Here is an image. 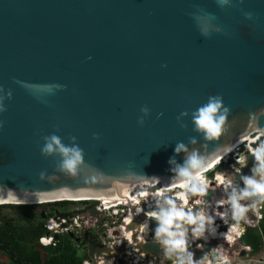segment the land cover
Here are the masks:
<instances>
[{
    "label": "water",
    "instance_id": "obj_1",
    "mask_svg": "<svg viewBox=\"0 0 264 264\" xmlns=\"http://www.w3.org/2000/svg\"><path fill=\"white\" fill-rule=\"evenodd\" d=\"M46 86L64 90L48 94ZM0 88L11 92L0 114V203L156 192L170 182L168 161L183 163L174 154L177 142L195 136L197 148L222 161L264 139L254 135L264 127V0H0ZM215 95L230 109L228 130L205 143L190 116L183 129L177 117ZM145 105L151 111L140 126ZM52 133L65 144L75 137L84 163L75 176L40 181L39 173L53 174L59 159L40 154L42 137ZM225 147L232 151L224 155ZM245 155L240 172H228L237 182L253 166ZM213 195L220 193L209 191L205 199ZM148 221L152 230L155 222ZM95 246L88 247L92 256ZM139 247L160 253L151 241Z\"/></svg>",
    "mask_w": 264,
    "mask_h": 264
},
{
    "label": "clouds",
    "instance_id": "obj_2",
    "mask_svg": "<svg viewBox=\"0 0 264 264\" xmlns=\"http://www.w3.org/2000/svg\"><path fill=\"white\" fill-rule=\"evenodd\" d=\"M228 3L230 0H223L224 5ZM245 15L250 16L251 14L246 13ZM54 87H59L61 91L64 90V86H46L45 91L52 94ZM5 100H11V92L0 88V114L7 110ZM150 111L146 105L141 106L140 115L137 118L138 125L144 124ZM229 112V107L224 105L220 95L209 96L205 103L190 114L187 111H182L177 117V123L183 129L185 124L182 121L190 116L192 131L199 135L203 142H213L227 132ZM259 115H264V109L259 111ZM257 118V112L249 116L253 123ZM3 126L4 121L0 120V128ZM254 135L258 139L264 137V127H256ZM92 139L97 140L98 134L93 133ZM42 140L41 156L45 158L58 157L59 159L54 166L53 174L41 171L38 179L51 182L58 178L57 173L75 176L84 163V152L76 143V138L69 137L68 143L65 144L58 135L52 133L42 137ZM196 145L195 136L189 137L187 144L177 142L174 154H182L183 163L178 164L175 159L168 161L171 173L170 182L161 186L159 191L141 190L137 194L140 197L150 198L148 200L150 210L144 213L146 220L136 226L142 234L136 236V241H140L142 245L147 243L148 219L154 221L155 227L152 229L151 242L159 246V264H165V262L168 264H224L225 253L222 246L204 252L200 259H194L193 244L202 251V244L197 241L207 242L218 236V225L214 223L217 219L227 226V231L220 233L219 236L230 237V233L238 236L243 231L242 222L244 224L250 222L248 213L264 207V139L256 143L255 148L249 146V150H244L245 154L253 157L250 174L241 175L237 182L233 176L228 175V172L233 169L225 173L219 172L215 177L216 188L211 186L205 174L214 167L217 169L223 156L207 154ZM230 151H232L231 147H225L224 155ZM244 151H241L240 154ZM245 154L237 159L240 167L238 172L234 171L235 173H239L240 169L245 166ZM167 185L178 190L170 191ZM215 190L220 193L219 198L213 196L205 199L209 191ZM6 191L15 193L8 189ZM133 199L135 200V197ZM189 201H194V204H190ZM195 205H199V207ZM141 212V207L135 208V215ZM132 219L133 216L130 213L128 222L131 223ZM126 236L127 239L117 240L113 246L119 245L122 241H126L129 246H132V230H126ZM212 243L216 244L213 241ZM142 258L143 256L139 257V259ZM149 264H152L151 260H149Z\"/></svg>",
    "mask_w": 264,
    "mask_h": 264
},
{
    "label": "built area",
    "instance_id": "obj_3",
    "mask_svg": "<svg viewBox=\"0 0 264 264\" xmlns=\"http://www.w3.org/2000/svg\"><path fill=\"white\" fill-rule=\"evenodd\" d=\"M245 153L246 151L242 152L239 157L243 156ZM231 168L235 172L239 171L237 167H231ZM214 179L215 178H213V180ZM209 182L211 183V181ZM213 184L214 183H211V186H213ZM215 187L216 184L213 188ZM213 196L218 198V196L216 195ZM149 199L150 198L148 197H135V200L133 198L113 200L114 202L109 203V206H102V203L100 202L101 200L99 201V199L67 201L69 203L71 202V203L80 204L82 207L78 208V210L71 208L67 212V214L62 215V217H57L58 215H52L49 218L46 217L42 223V226L45 229L46 233L38 238V244L43 246L56 247L58 240L48 235L49 233H52V235L57 234L60 236L67 235V237H69L68 232L73 231L77 234L79 238L82 239L77 244L72 241L73 245L77 249L88 251L89 244L90 242H92L93 245H96L95 247L105 248L106 247L105 244H108L109 246H111V248L114 247L116 250L122 249L124 251L125 255L123 257L122 255L115 254L113 251L108 253V255H104L103 253H101L98 255L97 259H95L94 264H111V262L112 264H120L121 262L123 264H145L146 254L145 255L141 254L140 247L138 246L139 244H141V242L136 241V238H133V233L135 230L129 228V226L135 222L141 224L146 220L144 213L150 210L148 208ZM189 203L194 204V201H189ZM102 207H106V208H102ZM136 207L142 208V212L138 215H135ZM90 208L95 209V211L97 212V216L84 217L82 213L88 211ZM130 213L132 214L133 216L132 220L134 221V222L132 221L131 223L128 222ZM110 220H112L111 225L109 224ZM222 223L223 222L221 221V224ZM148 225L150 227L149 221H148ZM126 230H132L131 239L133 241V245L129 246L126 241H122L119 245L113 246L115 241L121 239H127ZM114 231H116V234H114ZM93 232H95L96 234L102 232L101 234L103 239L101 240L98 235L97 236L99 238L95 239L93 237ZM137 232L138 235H142L139 231ZM85 234L87 235L88 238L87 240L84 239ZM149 235H151L150 231H149ZM149 241H151V239H149ZM159 255L155 257H159ZM141 256H143V258L139 259V257ZM88 257L90 256H86V258ZM94 258H96V256ZM122 260H125V262ZM81 264H91V263L89 261H84Z\"/></svg>",
    "mask_w": 264,
    "mask_h": 264
},
{
    "label": "trees",
    "instance_id": "obj_4",
    "mask_svg": "<svg viewBox=\"0 0 264 264\" xmlns=\"http://www.w3.org/2000/svg\"><path fill=\"white\" fill-rule=\"evenodd\" d=\"M239 150L243 151L244 146ZM51 205L54 207H48L46 211L42 208V206ZM68 205L71 206L67 201L45 206L0 205V215L2 214L1 209L5 207L21 209V217L15 220L0 219V251L5 253L11 264H81L84 257L78 253L67 235L59 237L56 247L42 248L38 244V238L46 233L42 226L41 212L49 218L54 214L55 207L59 209L66 207V210H69ZM260 243V236L249 232L239 247L251 255L263 250Z\"/></svg>",
    "mask_w": 264,
    "mask_h": 264
},
{
    "label": "rangeland",
    "instance_id": "obj_5",
    "mask_svg": "<svg viewBox=\"0 0 264 264\" xmlns=\"http://www.w3.org/2000/svg\"><path fill=\"white\" fill-rule=\"evenodd\" d=\"M238 154H239L238 155V158H239L240 152ZM234 156L232 155L230 157L224 158L222 161H220L217 169H215L216 167H214L210 172L205 174L206 178L209 181H211V183H214L212 187H214L215 184H217L216 179L213 180V178L216 177L217 172H222V171L226 172V171L232 169L231 167H235L232 164L233 161H236V158ZM229 160H231L230 163H228ZM211 173H213V174L211 175ZM56 203H59V202H56ZM50 204H54V203H48V204L44 203V204H41V205L45 206V205H50ZM69 204H72V205L71 206L68 205L67 208H72V209L78 210V208L82 207L80 204H77V203H71L70 202ZM52 206L53 205L45 206V207L42 206V208L45 209V211H46V209H48V207H52ZM73 207H75V208H73ZM196 207H199V205L196 206ZM262 208H263V215H264V207H262ZM63 209L66 210L65 207ZM1 211H2V214L0 215V219L3 218V220H9V219L15 220V219L21 217V209L17 208V207H5V208H2ZM250 216L252 218L251 219L249 218L250 222L246 223V224H252V225H250V228H254V224H255V222L257 220V217L259 216V209H257L254 212L250 213ZM219 222H220V224L217 223L218 227H220V229H222L221 230L222 232H226L227 231V226L226 227L224 226V228H223L221 226L223 224V223L221 224V220H219ZM148 228H149V231H150L151 235H149V233L147 234V237H146L147 242H149V239H151V237H152V230L149 227V225H148ZM101 233L102 232H99V233L96 234L95 232H93V237L95 239H98L100 237V239L102 240L103 237H102ZM239 237H240V234L238 235V238H237V236H234V235L231 237V239L233 240L234 244L235 243L239 244ZM231 239L228 237V239H226V241H225L226 244H222V247H224V253H225L224 264H264V249L262 250L263 252H257L255 254H251V255H248L247 257H245L244 254H241V252H240L241 249L235 247V246H237L236 244L234 245V247L232 246ZM219 243L220 244L222 243L221 239H220L219 242H216V245L219 246L218 245ZM105 245H106L105 248H101V247H95L94 248V252L97 254L96 258H94L95 255L92 256V254L89 252V250L85 251V250L77 249L78 253L84 257V259L82 260L81 263H83L84 261H89L91 264H94L95 263V259H97L99 254L103 253L104 255H108V253H110L111 251H113L117 255H122V257L125 255L124 251L122 249L116 250L115 248L114 249L111 248V246H109L108 244H105ZM41 247L42 248H46V247H50V246L41 245ZM209 250H211V249H209ZM209 250H206V252L209 251ZM226 250H231V254H228ZM86 256H90V257L86 258ZM149 260H151L152 264H159V260L156 262L157 257H155V255H153L152 253H146L145 264H149ZM0 264H11L8 261V258L6 257V255L3 252H0ZM120 264H123V263L121 262ZM165 264H168V262H165Z\"/></svg>",
    "mask_w": 264,
    "mask_h": 264
},
{
    "label": "bare ground",
    "instance_id": "obj_6",
    "mask_svg": "<svg viewBox=\"0 0 264 264\" xmlns=\"http://www.w3.org/2000/svg\"><path fill=\"white\" fill-rule=\"evenodd\" d=\"M249 150V149H248ZM234 156V155H233ZM237 159V158H236ZM236 162H237V160H236ZM223 172V171H222ZM217 173H219V172H217ZM225 173V172H224ZM216 188V187H215ZM176 190H178V189H176ZM176 190H174V191H176ZM216 190H218V191H220L219 189H216ZM219 198V197H218ZM62 200H71V201H77V200H85V199H67V198H58V199H53V200H48V201H43V202H38V203H46V202H53V201H62ZM88 200V199H87ZM99 200H101V199H99ZM101 201H103L104 203H112V202H114L113 200H101ZM100 201V202H101ZM102 203V202H101ZM0 204H12V205H28V204H34V203H11V202H1ZM102 206H105L104 204H102ZM149 206V205H148ZM64 207H61V209H59V208H55V211H54V214L53 215H58L57 217H62V215H66L65 213H67L71 208H69V210H65V209H63ZM102 208H106V207H102ZM58 210V211H57ZM255 210H253V212H254ZM251 213H252V211H250ZM129 221V220H128ZM133 221V220H132ZM134 222V221H133ZM216 225H217V223H219L220 224V222H219V220L217 219V220H215V222H214ZM109 224L111 225L112 224V220H110L109 221ZM242 224H244L243 222H242ZM137 225H139L138 223H136L135 222V226L132 228L133 230H135L134 231V233H133V238H136V236L138 235V230H137V228H136V226ZM223 228H224V226L226 227V225H224V224H222L221 225ZM244 228V227H243ZM222 229H220V227H218L217 228V233H218V236L215 238V240L216 241H214V242H219L220 240L219 239H221L220 237L221 236H219V234L220 233H225V232H222L221 231ZM145 231H147V230H145ZM148 233H149V228H148ZM114 234H116V231H114ZM48 235H50V236H52L54 239H59V235H52V233H49ZM70 235H72L73 236V242L74 243H79L82 239L81 238H79L78 236H77V234L75 233V232H68V236L70 237ZM232 235H234V234H231L230 233V239H231V236ZM212 239V238H211ZM211 239H209L208 240V242H210L211 241ZM219 240V241H218ZM232 240V239H231ZM221 241H222V243L220 244H218L219 246L221 245L222 246V244H226V242H225V238H222L221 239ZM232 242V246L234 247V242H233V240L231 241ZM207 243V242H206ZM137 244H139V243H137ZM203 244V243H202ZM40 245V244H39ZM142 244H139V246H141ZM144 245H146V244H144ZM41 246V245H40ZM217 246V245H216ZM202 248H203V246H202ZM223 248V250H224V247H222ZM134 249V248H133ZM235 249V248H234ZM233 249V250H234ZM206 250V249H205ZM133 251V250H132ZM192 251H193V254H194V259H198L197 257H196V254L194 253L195 251H199L200 253H204V252H206V251H204V250H200V249H197L196 247H195V244H193V246H192ZM240 252H241V254H244L245 252H244V250H240ZM140 253L141 254H146V251L144 250V249H140ZM202 253V254H203ZM94 254H95V252H94ZM157 259L159 260V257H157ZM157 260V261H158ZM122 261H124L125 262V260H122Z\"/></svg>",
    "mask_w": 264,
    "mask_h": 264
},
{
    "label": "flooded vegetation",
    "instance_id": "obj_7",
    "mask_svg": "<svg viewBox=\"0 0 264 264\" xmlns=\"http://www.w3.org/2000/svg\"><path fill=\"white\" fill-rule=\"evenodd\" d=\"M85 200H87V199H85ZM100 201V200H99ZM102 202V204H104L105 206H109V203H104L103 201H101ZM66 208V207H65ZM58 211V210H57ZM253 212V211H252ZM250 213L251 212H249L248 213V215H250ZM254 224V223H253ZM250 225H252V224H242V227H244L243 228V231H241L240 232V237H239V244L241 243V241H243V238L244 237H246V235L249 233V232H252L253 234H258L259 236H260V241H261V247H262V249H264V232H263V228H264V215H263V208L262 207H260L259 208V216L257 217V220H256V222H255V224H254V228H250ZM233 236V235H232ZM231 236V237H232ZM234 236H236V235H234ZM237 238H238V236H237ZM226 239H228V237H225V241H226ZM220 240V239H219ZM212 241L214 242V241H216L215 240V238H212L211 239V241L210 242H208L207 241V243L206 242H202V241H197V243H200V244H202V246H203V250L204 251H206L205 249H204V247H205V244H210V243H212ZM232 241V240H231ZM231 244H232V242H231ZM236 244V243H235ZM234 244V245H235ZM239 244H236L237 246H235V247H237V248H240L239 247ZM221 246V245H220ZM217 247V246H216ZM213 249V248H212ZM211 249V250H212ZM241 249V248H240ZM238 250V249H237ZM242 250H244V249H242ZM227 251V253L228 254H231V250H226ZM236 251V250H235ZM0 252H3V251H0ZM244 255H245V257H247L248 256V254H247V252H246V250H244ZM261 252H263V251H261ZM4 253V252H3ZM203 253V252H202ZM5 254V253H4ZM95 256L97 255L96 253L94 254Z\"/></svg>",
    "mask_w": 264,
    "mask_h": 264
}]
</instances>
